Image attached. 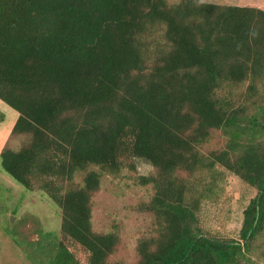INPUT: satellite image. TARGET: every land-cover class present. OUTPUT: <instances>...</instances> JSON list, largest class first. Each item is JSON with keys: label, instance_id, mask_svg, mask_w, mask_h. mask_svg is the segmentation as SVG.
Returning a JSON list of instances; mask_svg holds the SVG:
<instances>
[{"label": "trees", "instance_id": "trees-1", "mask_svg": "<svg viewBox=\"0 0 264 264\" xmlns=\"http://www.w3.org/2000/svg\"><path fill=\"white\" fill-rule=\"evenodd\" d=\"M0 103L27 137L1 149V170L59 211L38 264H108L119 238L93 230L92 199L134 159L152 167L137 181L155 224L133 264H240L264 237V0H0ZM217 131L227 143L206 150ZM199 173L256 188L240 242L198 225L200 201L218 196Z\"/></svg>", "mask_w": 264, "mask_h": 264}, {"label": "rangeland", "instance_id": "rangeland-1", "mask_svg": "<svg viewBox=\"0 0 264 264\" xmlns=\"http://www.w3.org/2000/svg\"><path fill=\"white\" fill-rule=\"evenodd\" d=\"M146 41L149 44L148 57L155 58L153 53L157 47L165 45L162 29L155 30ZM242 91L240 87L232 91L225 89L219 94L227 95L229 92L235 95L233 99L236 100ZM0 114L4 116L0 124V151L6 146L18 148L27 137L11 133L17 114L1 103ZM261 138L264 139V136ZM227 141L228 138L217 131L205 148H222ZM133 166V171L123 169L116 175L104 174L101 188L92 199L93 230L99 233L114 232L119 238L117 250L107 259L108 264H133L137 259V242L154 231L153 216L140 210L151 196V187L140 186L137 181L139 176L149 175L152 167L139 159H134ZM82 177L77 176L76 182L80 183ZM193 178L195 182L203 180L210 183L214 180L218 195L201 200L198 204L197 220L201 230L219 240L240 242L243 211L256 196V188L234 175L216 180L209 174L199 173ZM201 187L202 184H199L198 190ZM60 223L56 205L44 193L26 191L0 167V264H35L34 261L38 264L40 257L35 251V243L40 239V233L57 236ZM240 264H264V237L251 241L249 252L245 251Z\"/></svg>", "mask_w": 264, "mask_h": 264}]
</instances>
